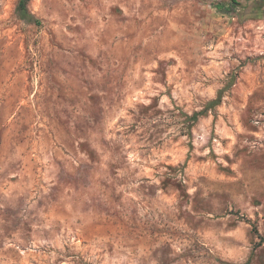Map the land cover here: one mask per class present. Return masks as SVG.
Returning a JSON list of instances; mask_svg holds the SVG:
<instances>
[{
	"label": "rangeland",
	"instance_id": "1",
	"mask_svg": "<svg viewBox=\"0 0 264 264\" xmlns=\"http://www.w3.org/2000/svg\"><path fill=\"white\" fill-rule=\"evenodd\" d=\"M229 1L0 0V264H264V2Z\"/></svg>",
	"mask_w": 264,
	"mask_h": 264
},
{
	"label": "trees",
	"instance_id": "2",
	"mask_svg": "<svg viewBox=\"0 0 264 264\" xmlns=\"http://www.w3.org/2000/svg\"><path fill=\"white\" fill-rule=\"evenodd\" d=\"M30 1L31 0H18L17 6H16V12H17L18 16L21 19H24L27 22H29V23H35V24H40L41 23V20L34 13H32L31 10H30V8H29ZM261 2H264V0H261ZM228 4L232 8H237L238 6L241 5V1L240 0H230L228 2ZM216 6L220 10H224L225 7H226V3L223 2V1H219V2L216 3ZM221 101H222V96L221 95H218L215 99H212V100L208 101V103L206 104V106H205V108L203 110L197 111L194 114H192L191 116L188 115L189 119H191L192 122L195 123L199 119V117L201 115L205 114L211 108H214L217 105H219L221 103ZM254 231L257 234H259L256 227H254ZM259 236H260L261 240L264 241V237L261 236V235H259Z\"/></svg>",
	"mask_w": 264,
	"mask_h": 264
}]
</instances>
